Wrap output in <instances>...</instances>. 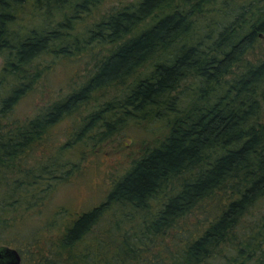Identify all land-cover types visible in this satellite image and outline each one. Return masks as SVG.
<instances>
[{
  "label": "trees",
  "instance_id": "trees-1",
  "mask_svg": "<svg viewBox=\"0 0 264 264\" xmlns=\"http://www.w3.org/2000/svg\"><path fill=\"white\" fill-rule=\"evenodd\" d=\"M103 1L0 0V247L20 264H264V59L246 60L264 0L118 1L81 27ZM94 48L77 86L15 115L56 60ZM154 123L99 203L25 228L84 141Z\"/></svg>",
  "mask_w": 264,
  "mask_h": 264
},
{
  "label": "rangeland",
  "instance_id": "rangeland-1",
  "mask_svg": "<svg viewBox=\"0 0 264 264\" xmlns=\"http://www.w3.org/2000/svg\"><path fill=\"white\" fill-rule=\"evenodd\" d=\"M118 1L128 0H104L90 15L84 17L80 26L83 27L98 19L101 13L116 5ZM60 15L61 13L57 17ZM97 51L98 49L94 48L83 51L84 53L81 52L72 59L56 60L47 79L44 78L46 84L44 85L42 81L34 92L22 99L15 108V115L20 117L31 115L39 105L52 98L56 100L77 86L90 73L89 70L97 58ZM248 52L246 60L251 63L264 59V36H260ZM2 64L3 59L0 56V69ZM112 94V92L107 94V97ZM92 104L85 111L90 109ZM78 122L79 116L66 117L52 128L54 148L68 138ZM157 125L154 123L142 127L131 124L105 140L84 141L72 155L78 163L77 170L68 181L56 184L44 203L29 212L30 217L26 219L25 228L45 225L48 219L54 218L55 213L60 214L58 210L63 211L62 216L66 218L99 203L112 182L126 171L131 161L138 157L146 146H151L157 139L162 138L166 130ZM50 142L52 143V140ZM41 150L43 148L39 151ZM57 217L61 218V215ZM52 234L54 235V230ZM19 246L21 250L24 249V244Z\"/></svg>",
  "mask_w": 264,
  "mask_h": 264
},
{
  "label": "water",
  "instance_id": "water-1",
  "mask_svg": "<svg viewBox=\"0 0 264 264\" xmlns=\"http://www.w3.org/2000/svg\"><path fill=\"white\" fill-rule=\"evenodd\" d=\"M21 256L16 248L0 247V264H20Z\"/></svg>",
  "mask_w": 264,
  "mask_h": 264
}]
</instances>
